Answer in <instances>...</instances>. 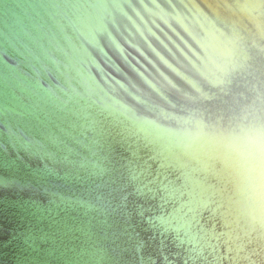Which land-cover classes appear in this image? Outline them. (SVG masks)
<instances>
[{
	"label": "water",
	"instance_id": "water-1",
	"mask_svg": "<svg viewBox=\"0 0 264 264\" xmlns=\"http://www.w3.org/2000/svg\"><path fill=\"white\" fill-rule=\"evenodd\" d=\"M0 264H264V0H0Z\"/></svg>",
	"mask_w": 264,
	"mask_h": 264
}]
</instances>
